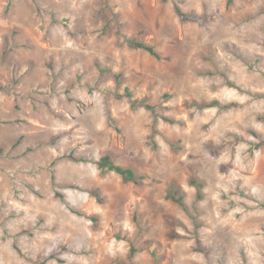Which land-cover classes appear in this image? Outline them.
<instances>
[{
    "label": "rangeland",
    "instance_id": "rangeland-1",
    "mask_svg": "<svg viewBox=\"0 0 264 264\" xmlns=\"http://www.w3.org/2000/svg\"><path fill=\"white\" fill-rule=\"evenodd\" d=\"M0 264H264V0H0Z\"/></svg>",
    "mask_w": 264,
    "mask_h": 264
},
{
    "label": "trees",
    "instance_id": "trees-1",
    "mask_svg": "<svg viewBox=\"0 0 264 264\" xmlns=\"http://www.w3.org/2000/svg\"><path fill=\"white\" fill-rule=\"evenodd\" d=\"M177 12L185 18H192L191 16H189L185 13H182V11L180 9H177ZM135 45L138 48H141V49L148 51L150 54H152L153 56H155L157 58L161 57L159 55V53L157 51H155V49L151 46L145 45V44L140 43V42L136 43ZM98 164L101 168L108 169L109 171H114V172L118 173L127 181H136L138 179V177L136 176V174L133 170L128 169V168H124L120 165L115 164L111 160V158L108 156L103 157ZM176 202L182 204L181 199H176Z\"/></svg>",
    "mask_w": 264,
    "mask_h": 264
}]
</instances>
